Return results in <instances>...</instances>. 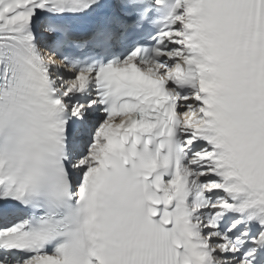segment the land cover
<instances>
[{
    "label": "snow or ice",
    "instance_id": "obj_1",
    "mask_svg": "<svg viewBox=\"0 0 264 264\" xmlns=\"http://www.w3.org/2000/svg\"><path fill=\"white\" fill-rule=\"evenodd\" d=\"M0 264H264V0H0Z\"/></svg>",
    "mask_w": 264,
    "mask_h": 264
}]
</instances>
